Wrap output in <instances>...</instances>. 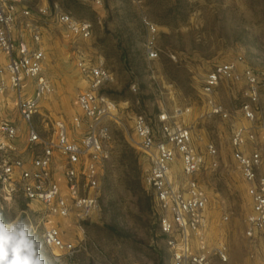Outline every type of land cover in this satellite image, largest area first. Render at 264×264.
Instances as JSON below:
<instances>
[{"label": "rangeland", "instance_id": "rangeland-1", "mask_svg": "<svg viewBox=\"0 0 264 264\" xmlns=\"http://www.w3.org/2000/svg\"><path fill=\"white\" fill-rule=\"evenodd\" d=\"M25 4L32 9L56 6L93 23L92 37L83 40L50 20L39 22L40 46L45 51L43 73L52 81L54 92L41 101L33 125L46 137L52 133L48 118H61L68 126L69 140L79 141L87 121L78 105L85 84L77 61L81 57L102 61L113 75L101 89L110 105L104 122L109 160L99 171V207L88 219H80L74 210L66 218L50 216L40 203L21 194L7 196L1 185L0 213L6 219H26L41 237L45 227H55L64 241L75 245L74 253L67 254L44 244L47 264H170L153 195L145 184L149 161L138 149L133 131L135 115L142 114L159 137L157 118L164 114L171 122L188 127L194 146L205 155L196 179L209 196L206 238L211 247L225 243L228 253L226 262L215 258L211 264H264V237L245 236L251 201L231 157L230 125L207 115L201 94L202 80L215 65L242 57L240 68L248 66L260 77L259 121L254 128L264 158V136L258 125L264 122V0H104L101 7L91 0H28ZM145 20L156 27L161 53L154 61H147L144 54L150 36ZM244 89V83H221L215 98L247 126L239 111ZM1 101L6 103L7 119L18 128V145L24 149L28 124L20 119L14 98L4 95ZM77 116L82 121L79 128L72 124ZM207 143L217 150L216 166L206 153ZM42 147L37 144L33 150L36 153ZM56 162L61 174V160ZM261 171L264 174V163ZM171 174L179 184L185 181L178 156Z\"/></svg>", "mask_w": 264, "mask_h": 264}, {"label": "built area", "instance_id": "built-area-1", "mask_svg": "<svg viewBox=\"0 0 264 264\" xmlns=\"http://www.w3.org/2000/svg\"><path fill=\"white\" fill-rule=\"evenodd\" d=\"M27 1L0 0V97L14 98L20 119L28 124L25 148L21 149L18 128L7 119L6 103L1 101L0 185L7 196L18 193L30 202L40 203L50 216L66 218L74 210L80 219H88L99 207V171L109 160L104 145L109 136L104 122L110 105L101 89L113 80V75L102 61L93 63L79 58L77 68L85 89L78 94V105L87 121L85 134L79 141H71L65 120L48 118L52 133L43 137L33 121L40 115L41 101L54 92V86L43 73L45 51L40 46L39 22L50 20L83 40L92 37L93 23L76 19L56 6L32 9L25 4ZM91 1L95 7H101L104 2ZM144 24L150 35L144 44V54L147 61H154L161 53L156 43V27L146 20ZM240 62L242 57L215 65L202 80L201 94L207 115L230 125L231 157L251 201L245 236L253 239L256 234L264 237V174L261 171L264 158L254 128L259 121L256 105L260 77L248 66L240 68ZM221 83L245 84L239 111L247 126L238 122L215 98ZM131 89L136 90L134 85ZM157 120L159 137L142 114L135 115L133 131L138 149L149 161L145 184L153 195L159 233L170 253V264H211L215 258L226 262L225 243L211 247L206 238L205 212L209 196L196 179L206 162L205 155L194 146L188 127L171 122L164 114ZM81 122L78 116L72 120L76 128ZM258 125L264 136V122ZM37 144L43 147L35 153L33 147ZM206 153L216 166L217 150L212 143H207ZM177 156L185 177L181 184L173 180L171 174V165ZM56 159L61 160V174L56 169ZM42 238L45 246L52 250L67 254L75 251V245L64 241L55 227H45Z\"/></svg>", "mask_w": 264, "mask_h": 264}, {"label": "clouds", "instance_id": "clouds-1", "mask_svg": "<svg viewBox=\"0 0 264 264\" xmlns=\"http://www.w3.org/2000/svg\"><path fill=\"white\" fill-rule=\"evenodd\" d=\"M43 248V238L29 221L0 213V264H47Z\"/></svg>", "mask_w": 264, "mask_h": 264}, {"label": "trees", "instance_id": "trees-1", "mask_svg": "<svg viewBox=\"0 0 264 264\" xmlns=\"http://www.w3.org/2000/svg\"><path fill=\"white\" fill-rule=\"evenodd\" d=\"M148 206H151V200H149V198H148Z\"/></svg>", "mask_w": 264, "mask_h": 264}]
</instances>
